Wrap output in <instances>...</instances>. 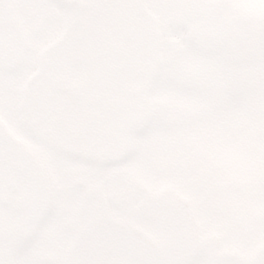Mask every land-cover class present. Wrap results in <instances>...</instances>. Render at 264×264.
<instances>
[{
    "label": "rangeland",
    "instance_id": "rangeland-1",
    "mask_svg": "<svg viewBox=\"0 0 264 264\" xmlns=\"http://www.w3.org/2000/svg\"><path fill=\"white\" fill-rule=\"evenodd\" d=\"M130 1L132 0H117L116 18L119 31L122 22L125 24L128 19ZM148 1L150 9L155 15L153 31L158 36H162L160 43L156 44L157 47H161L162 59L160 60L158 54L156 55L157 59L161 61L160 65H162L163 71L161 73L156 71L153 76L140 77L137 74V65L139 69H144V67H150V64L142 62L137 54V52H143L139 47L144 46V43L133 48L136 51L135 58L132 57V61L136 65L135 71L131 70L126 76L117 80L118 90L116 92H135L140 98L121 99L120 103L125 105L126 111H118L119 116L115 121L119 126L124 125L120 126L121 128L128 126L129 123L136 128L135 133L142 137L139 140L144 141L146 147L136 144L134 149L140 153L144 151L145 158L150 161L151 169L145 165L143 167L139 165L137 163L139 159L137 160L135 157L118 168L116 176L112 172L114 174L112 177L115 176L117 179L130 173L128 176L136 185L145 189L148 197L157 198L158 193L165 191L162 203L167 201L168 205L173 204L179 210L174 208L173 212L157 214L158 216L165 215V219L171 218V215H181L180 211L182 210L196 211V206H200V199L206 194L207 189L212 190L209 195L206 194L208 201L204 204L205 210L193 214L191 217L193 223L190 224L191 219L188 217L186 222L178 221L177 224L174 222L167 226L169 228L167 230H172L175 225L188 230L193 227L201 230L202 226L209 225L208 222L212 217L215 230L208 231L205 226L206 230L200 234L202 241L207 240L202 244L208 243L211 246L206 251L197 252L199 258L191 262L190 259L187 260V257H190L188 254L192 250L191 247L186 245L183 248L182 252H185L186 255L179 251L178 255L169 256L168 253L174 248L170 244L165 248L167 261L172 260V264H176L175 261L178 264H246L245 258L248 254L255 252L257 247H264V104L263 108H257L253 96L248 95L252 93H244L241 87L249 80L258 86L259 81L264 78V31L253 35L249 41L251 45L245 47L249 51L243 55L237 52V59L232 63L230 59L223 58L221 54L206 53L204 49L194 48L187 44L186 25L190 26L188 23H190L191 16L181 15L178 17L174 10L173 0H167L165 4L164 0ZM206 1L208 0L186 1L196 8L193 14L195 15L193 23L197 21L223 23L233 15L235 19H257V17L264 16V0H226L224 7H219L222 0H209L210 2L217 1L218 4H213L215 6L212 10L204 12L200 8L202 4L206 5ZM11 2H16V0H0V5L5 3V5L14 8L9 4ZM37 3L35 14L38 18L41 12L46 9L51 11L52 17L56 14L57 19L62 17V12L58 6L53 5V1L38 0ZM161 3L165 6L166 15L160 10L163 7ZM112 9L115 12L114 7ZM107 10L106 7L99 5L94 8L92 22L86 29L87 37H99L102 31L100 30V21H97L95 17H105ZM18 16L22 18L21 31L32 33L27 22L28 17L23 18L21 14ZM56 18L54 17V19ZM57 19L54 36L62 33L64 30L62 28L69 22L67 18L59 21ZM84 21L87 23L86 19ZM51 24H53V19L48 26ZM177 29L185 31L183 46L177 45L170 38ZM213 33L212 31H203V34ZM57 37L59 36L55 38ZM8 38L9 31L2 30L0 50L6 49L5 44H9ZM36 40L40 42L42 38L39 37ZM210 40L213 41V38ZM117 45L118 55L122 54L121 57H123V51L126 52L130 46L121 39L117 40ZM92 59L96 61L95 58ZM157 62L152 64L155 68L158 65ZM60 64L62 66L53 62L52 65L60 67L62 73L64 72L74 85L88 94L87 98H89V93L97 91L100 85L108 86L106 81L100 78L102 70L96 66H90L92 65L90 63L80 67L60 59ZM179 75L193 76V81L195 84L197 83V89L180 88L177 81ZM95 76H99V78H95ZM12 79H14V75L0 69V116L6 122L14 138L20 141L25 151L29 153L39 173L43 175L45 188L52 192L54 207L37 238L27 246L23 244L12 251L11 264H30L31 255L35 253L42 255L43 252H48L51 254L53 247L50 246L58 244L61 236L63 242L69 241L76 252L80 251L75 256V264H103L104 261L109 264H149L151 259L145 260L144 252L136 235L127 234L117 238V235H111L117 226H110L107 229L99 224L88 230V224L96 218V215L126 221L130 214L129 210H124L114 215L106 206L107 184L112 183L111 176L109 180L107 179L111 171L102 172V169L98 168L87 170V166L83 162L59 159L53 152L31 138L22 125L19 112L10 108L13 107L10 97L13 94L14 86L9 84ZM231 80L236 81L238 86H233ZM6 84H9V89L4 88ZM55 106L57 107V103ZM140 106L141 109L146 106L154 113V115L150 114L151 122L142 117L141 110L138 111ZM87 108L72 109L76 112V115L73 113L75 117L72 118L70 113L64 114L63 122L59 112L55 110L56 122L60 125L63 124V128L68 127L72 133L76 132L75 129L80 130L81 127L85 128L86 126L87 129V113L91 117L95 116L94 111ZM36 111L34 117L38 120V125L46 124V121L49 120L45 116L47 110L40 111L42 114H38V116H35ZM43 119L46 121L43 122ZM62 136V139L65 140H62L65 142L62 145L63 149L65 146H71L68 139L71 133L66 132V135ZM87 137L91 142L93 141L89 132ZM138 138L133 140H138ZM72 144L74 143L72 142ZM1 155L0 152V169L8 170L11 177L16 178V182L20 186V194H23L26 188L24 171L21 170L19 173L14 167V165H19L18 162L11 163L8 168ZM194 168L201 174V177L199 176V195L195 194L194 190V181L196 180L193 174ZM85 170L87 171L75 177L77 173ZM122 180L125 183L128 181L125 177ZM70 183H79V185L70 187ZM81 183L86 187L88 193L78 188ZM134 183L125 184L123 190L135 188ZM5 185L4 178L0 177V194L5 191ZM119 190L116 189L118 194L123 191L118 192ZM86 193L87 198L90 199L88 202ZM86 202L87 204H85ZM207 206L209 207L207 208ZM77 208L79 210H76ZM209 208L210 212H206ZM218 212L232 213L230 216L231 231L225 232L227 236L231 235L223 241V233L219 231L217 225L221 229V226L226 222L222 220ZM6 214L0 211V221L9 219ZM139 217L140 229L157 245L160 244L162 232L166 229L161 220L153 215L141 214ZM122 223L121 227L126 228L124 222ZM64 224L69 226L67 228L65 226L61 231ZM77 226H82L83 230L76 228ZM51 227L61 231L55 232L57 237H54L53 240L50 239ZM83 231L85 234L82 233ZM181 233L174 231L173 236L180 241ZM108 234H110V241L104 239ZM240 235L241 237H239ZM167 236L170 237L172 234L167 233ZM185 237L186 235L182 236V238ZM238 240H241V246L237 245ZM233 241L235 246H232ZM43 246L49 247L48 250ZM241 247H246L247 255H244ZM4 252L8 253L5 250ZM79 256L83 258H79ZM212 259L215 261L211 262Z\"/></svg>",
    "mask_w": 264,
    "mask_h": 264
},
{
    "label": "flooded vegetation",
    "instance_id": "flooded-vegetation-1",
    "mask_svg": "<svg viewBox=\"0 0 264 264\" xmlns=\"http://www.w3.org/2000/svg\"><path fill=\"white\" fill-rule=\"evenodd\" d=\"M38 0H16V7L17 12L13 11L12 9L7 10L4 8L2 10L3 16V25L8 24V28H0V31L7 30L9 31V44H5L8 47V52L3 54L5 56V60L0 59V69L4 70L6 73L14 75V79H12L9 84L13 85L11 95V101L13 103V107L11 106V110H16L21 114L22 112L29 111V108H36L38 109L41 106L42 100L49 98V95L55 97L49 91L50 88V78L52 79L54 76H63L61 74L62 70L57 65H52L53 62L59 63L60 57L74 60L78 56L76 52L80 49L79 46L81 44V36L80 34L76 33L78 28V24L80 21L81 16L85 13V5L82 3V0H74L72 3L68 2L67 0H49L53 1V5L58 6L59 10L65 16H68L67 10L70 8L72 9V17L69 18V22L67 24V28L65 32L59 36L57 39H54V20L56 21L57 14L52 17V13L50 10L46 9L44 12H41L40 17L35 14L36 7H38ZM30 6L32 7L30 9ZM44 6V5H43ZM46 8V6H44ZM135 10V9H134ZM53 12V11H52ZM15 13L21 14L23 18L28 17L29 19V26L32 30L30 35L31 43H29L28 37H26L20 29L19 22H14L13 15ZM136 13H138L136 11ZM113 12H111V21L109 22L108 26L114 29L113 23ZM52 17V18H51ZM131 24L128 26L122 27V30L130 29L133 33H135L137 37V42L141 41L139 35L137 34V22L140 19L137 16H133ZM51 19H53V24H50ZM144 26V25H142ZM115 32V31H114ZM1 33V32H0ZM44 35V36H43ZM117 36V33H114ZM43 36L47 40V44L43 45L40 48L41 44L38 42L35 37ZM145 42V41H144ZM146 45V43H145ZM111 64L108 65L105 60V71H102V76L100 78L104 79L109 86H111V90H106L101 85L98 91H95L92 94V108L96 110V116H102V110H108L110 112L116 111L115 104H110V102H104L103 100L107 99H117L118 95L116 92H113L112 89L117 88V80L119 76H123L122 72H116V65L118 58L117 53H114V46L111 44ZM146 47V46H145ZM40 49V50H39ZM27 67L28 74L22 70V68ZM129 69V65H127L126 70ZM42 71L45 75L44 80L38 82V84L32 89L28 90L25 88V82L35 71ZM110 73V74H108ZM146 73V72H145ZM64 77V76H63ZM99 78V77H98ZM24 83V84H23ZM9 84L4 85L5 89H9ZM72 85V84H71ZM116 85V87H114ZM74 87V86H73ZM82 93V99L84 98V91L79 87H76ZM129 94H127L128 96ZM60 98L54 99V101H58L60 103V107L62 109H69L73 107L77 109L84 105L83 101H78L77 103L75 100L68 98L66 95H58ZM92 122V120H89ZM26 129L27 133L33 138L35 141H38L42 144H48L50 138L54 139V133L49 132L48 134L40 133L38 129L34 125H23ZM56 127V125H52ZM59 130L58 127H56ZM53 142V141H52ZM20 145L18 140L12 138L7 124L0 116V152L3 159H5L8 168L11 163H19L18 167H15L17 171L20 173L21 170L24 171L25 178L28 177L29 180L32 179L33 172L30 170L28 162H26V156L22 153L20 149ZM3 172V174H2ZM0 177L1 178H9L10 174L8 170H1L0 169ZM197 185V183H196ZM198 191V188H195ZM33 190H30V192ZM136 189H124L122 191V198L123 201L126 203L127 208L132 207L133 200L136 196ZM8 194V191L1 192V197H4ZM127 196V197H125ZM124 203V204H125ZM126 205L124 207H126ZM15 206L14 202H11V208L7 209L13 212L14 215H18L17 221L14 223L13 227L10 230H7L6 227H3L1 231L5 234L0 236V264H11V259L13 258L12 251L20 246L23 245L27 246L30 242H33L34 239L37 238L38 233L41 231V224H38L35 221L36 215L34 214V209L29 203V196L25 197V205L19 213H15L13 208ZM53 236H50V239L53 240ZM186 247V246H184ZM183 247V248H184ZM8 251V253L4 252ZM54 253V247L53 252ZM70 253L67 251L61 252L59 256L56 258L53 255H31L30 264H63L64 259ZM248 264H264V256L261 255L258 259L253 258L248 261Z\"/></svg>",
    "mask_w": 264,
    "mask_h": 264
},
{
    "label": "trees",
    "instance_id": "trees-1",
    "mask_svg": "<svg viewBox=\"0 0 264 264\" xmlns=\"http://www.w3.org/2000/svg\"><path fill=\"white\" fill-rule=\"evenodd\" d=\"M188 9L190 10L191 6H188ZM202 28L213 30V36H216L213 38V41H202L201 36H199L196 31L190 27L189 42L191 44L194 43L195 46L203 45V47L208 41L212 42V47H214V55L223 54V57L227 56L232 61L237 58L236 51H239L241 54H245L247 51H249L248 49H245V47L247 48L249 45H251L249 41L254 34L264 31V17L258 18L257 20L253 19L249 22L247 19L245 21L229 20L226 22L224 27L214 23L210 25H204ZM226 32H228V34H226ZM197 36H199L198 41ZM192 80L193 78L185 79V81L190 82V84H192ZM232 83L233 86H238L236 81H232ZM242 85L244 86L241 87V90L244 91V93L251 92L252 94L248 95L253 96L252 98L255 100L257 107L262 108L264 104V78L261 79L258 86H256L255 83L251 82L250 80L246 82V84L244 83Z\"/></svg>",
    "mask_w": 264,
    "mask_h": 264
},
{
    "label": "bare ground",
    "instance_id": "bare-ground-1",
    "mask_svg": "<svg viewBox=\"0 0 264 264\" xmlns=\"http://www.w3.org/2000/svg\"><path fill=\"white\" fill-rule=\"evenodd\" d=\"M177 45L183 46L185 43L184 29H177L170 37Z\"/></svg>",
    "mask_w": 264,
    "mask_h": 264
},
{
    "label": "water",
    "instance_id": "water-1",
    "mask_svg": "<svg viewBox=\"0 0 264 264\" xmlns=\"http://www.w3.org/2000/svg\"><path fill=\"white\" fill-rule=\"evenodd\" d=\"M60 88H61V91L60 92H67V93H70L69 91H68V88H67V86H60ZM12 192H14V189H12Z\"/></svg>",
    "mask_w": 264,
    "mask_h": 264
}]
</instances>
